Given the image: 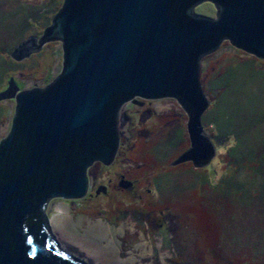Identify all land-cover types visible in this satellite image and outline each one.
<instances>
[{"label":"rangeland","instance_id":"obj_1","mask_svg":"<svg viewBox=\"0 0 264 264\" xmlns=\"http://www.w3.org/2000/svg\"><path fill=\"white\" fill-rule=\"evenodd\" d=\"M63 1L0 0V90L11 80L20 91L44 88L59 75V41L21 61L9 54L40 35ZM214 7L205 2L195 12L215 17ZM201 75L212 98L204 113V130L216 141L211 163L173 165L191 145L175 98L127 102L115 161L87 169L84 198L49 201L51 218L60 217L56 206L64 209L51 229L65 251L89 264H264V59L225 40L201 59ZM15 106L0 101V143ZM101 224L113 229L106 239L95 233ZM106 247L115 248L111 261Z\"/></svg>","mask_w":264,"mask_h":264},{"label":"water","instance_id":"obj_2","mask_svg":"<svg viewBox=\"0 0 264 264\" xmlns=\"http://www.w3.org/2000/svg\"><path fill=\"white\" fill-rule=\"evenodd\" d=\"M203 1L64 0L40 37L9 54L21 61L59 41L63 61L44 88L20 91L11 80L0 90V101L16 103L0 143V264H89L53 236L49 201L87 195V169L115 161L124 107L136 97H173L186 112L191 145L173 165L211 163L201 59L225 40L264 59V0H210L215 17L195 13Z\"/></svg>","mask_w":264,"mask_h":264},{"label":"bare ground","instance_id":"obj_3","mask_svg":"<svg viewBox=\"0 0 264 264\" xmlns=\"http://www.w3.org/2000/svg\"><path fill=\"white\" fill-rule=\"evenodd\" d=\"M56 212L60 213V215H59L60 217L56 218V215H55V217L51 218V222L54 223V224L55 223L57 224V220L58 219L61 220L62 215L64 214V209L58 205V206H56ZM60 220H59V222H60ZM95 229H96L95 233L100 234L104 239H106L109 236L111 231L113 232V229L107 228L104 224L98 225ZM109 250L110 249L106 247V248L102 249V253L104 254L105 258H111V259H109V261H111L113 258H115L114 257L115 251L113 252V250H115V248L113 247V248H111V251H109ZM130 261L131 260H128V262H130ZM128 262L126 261L124 263L128 264Z\"/></svg>","mask_w":264,"mask_h":264},{"label":"flooded vegetation","instance_id":"obj_4","mask_svg":"<svg viewBox=\"0 0 264 264\" xmlns=\"http://www.w3.org/2000/svg\"><path fill=\"white\" fill-rule=\"evenodd\" d=\"M205 2H210V3H212L214 6H215V3L213 2V1H210V0H205V1H203V2H201V3H199L198 5H196V7L194 8V11H196V9H197V7H199V6H201V4L202 3H205ZM215 9H216V6L214 7ZM216 12H217V9H216ZM216 12H215V14H216ZM196 13V12H195ZM210 16H212V14L210 15ZM52 21V20H51ZM50 24H51V22H50ZM49 24V25H50ZM48 25V26H49ZM46 27H44L43 29H42V33H43V31H44V29H45ZM42 33L40 34V35H38V34H32V35H29L26 39H28L29 37H40L41 35H42ZM26 39H24L23 41H25ZM22 41V42H23ZM21 42V43H22ZM19 45V44H18Z\"/></svg>","mask_w":264,"mask_h":264}]
</instances>
